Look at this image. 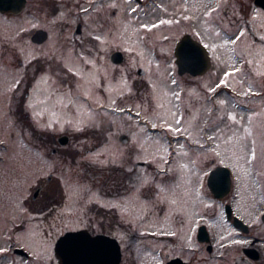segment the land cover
<instances>
[{
  "label": "flooded vegetation",
  "instance_id": "obj_1",
  "mask_svg": "<svg viewBox=\"0 0 264 264\" xmlns=\"http://www.w3.org/2000/svg\"><path fill=\"white\" fill-rule=\"evenodd\" d=\"M134 1L140 6L148 5L151 1L158 2ZM1 3L7 6L0 8V140L4 141V144H0V247L8 251L0 254V264H63L56 252V244L66 233L78 231L92 237H102L101 245L98 244V264H102L100 261H104L105 257H108L109 264H264L263 154L257 156L251 166L252 172L247 174L253 184L256 183V188L252 189L255 196L251 197L257 199L251 202V197L238 187L239 182L244 184L242 181L246 175L240 171L243 170L242 165L248 168L243 160L235 167L231 162L221 163L223 157H217L211 151L215 148L213 143L207 142L201 147L195 135L192 137L195 140H189V131L195 130L190 126L184 127L188 133H172L167 131L166 126L157 125L158 129L153 128L139 119L142 116L140 111L121 107L120 99L126 90L124 88L128 86L131 97L147 90L152 84L147 75L152 73L156 77L159 66L150 62L148 57L144 58L143 65L133 66L126 49L119 45H109L110 40L106 39V34L112 33L108 28L111 26L110 19L119 15V8L111 7L110 0H1ZM256 7L264 10L263 7ZM244 21L245 26L241 31L247 33L246 37L253 42L252 55L249 50H244L241 42L236 45L227 44V48L235 49L241 57L237 65L241 71L236 75L244 73L248 81L260 89V95L247 96L252 99L264 95V77L255 76V67L248 64L252 60L257 62L258 67L264 68V51L256 49V46L264 45V41L260 40L264 33L249 28L248 18H244ZM190 34L193 39H197ZM222 34L224 38L231 39L239 31ZM96 36L101 39L97 40ZM147 37L150 39V35L147 34ZM57 53L61 54V59H58ZM208 53L211 59L209 50ZM159 54L158 48H155L153 55L158 57ZM114 56L116 60H113ZM147 65L153 70L147 71ZM214 67L211 59L208 71L195 76L189 72L180 74L177 62L172 66L179 78L185 74L196 78L211 72ZM70 68L75 69L81 79L68 71ZM231 70L232 66H226L225 71ZM45 73L51 77L49 83H38ZM16 80L20 83L13 87ZM228 80V87L211 92L210 99L225 94L231 103L233 99L245 102L246 96L238 95L232 85V78ZM153 88H157L155 82ZM199 89L197 87L193 90L196 96L199 95ZM57 96L75 101L88 112L98 107L109 111L116 118L126 114L136 121L138 118L144 132L150 136H153L152 133L160 134L165 138L166 148L170 152L169 157H164L167 163H163L161 177L146 172L137 174L139 166L150 168L151 165L148 160H137L132 172L114 164L101 178L89 175L84 179L93 180L98 186L96 189L95 186L91 188V193L96 192L98 200L84 201L79 196L80 190L73 193L63 189L64 175L59 176L55 170L45 178L41 176L26 191L23 182L26 149L43 156H47L46 152L49 151L53 156L49 157L50 163L55 159L60 162V157L74 160L72 151L75 154L81 151L77 144L70 141L79 138L78 135L66 136L51 130H41L38 128L41 124L35 126L30 110L25 108L29 101L33 102L36 111L45 113L44 123L52 122L56 115L53 116L55 104L52 105L51 101ZM14 104L20 106L21 119L17 115L18 109L14 110ZM219 106L213 102L214 110ZM25 115L29 116L27 121L32 131L38 132L37 136H33L34 139L26 134L30 131L26 130L24 124ZM10 116L18 117H14L17 123L13 122L11 133ZM107 120L106 126L103 122L99 130L85 135L97 139L91 144H85L83 148L89 149L91 146L99 149L107 140L109 131L113 132L117 128L121 132L119 124L109 118ZM184 120L183 117L182 125ZM58 127L62 128L60 125ZM51 128L56 129L55 126ZM117 138L123 143L130 142V136L126 133L119 134ZM175 140H179V145L184 148L173 145ZM139 142L135 140L133 143ZM262 143L257 147L261 153L264 149ZM85 151L82 156L89 153ZM175 154L182 156H179L176 165L192 166L190 171L180 168L184 172H178L180 182L190 181V176H193V182L188 187L184 185L180 191L172 188L175 177L168 170L169 165L175 163ZM214 171L217 176L212 182L217 191L212 189L209 182ZM137 175L151 181L148 188L138 191L133 188ZM168 179L174 181L169 182ZM158 181H162L165 187V192L160 195H157ZM227 181L228 188L225 189ZM130 193L138 197L128 203L130 215L111 206ZM202 229L208 238L204 241L200 239L199 231ZM47 232L49 235H46ZM148 232H171L174 235L141 234ZM236 240L242 243H233Z\"/></svg>",
  "mask_w": 264,
  "mask_h": 264
},
{
  "label": "rangeland",
  "instance_id": "obj_2",
  "mask_svg": "<svg viewBox=\"0 0 264 264\" xmlns=\"http://www.w3.org/2000/svg\"><path fill=\"white\" fill-rule=\"evenodd\" d=\"M110 3L111 5L113 3L116 4V7L119 8V15L110 19L111 26L109 25L110 27L108 28H110L112 33L110 35L108 33L106 34V39L110 40L109 45H119L120 48L126 49L131 57L130 64L133 66L143 65V60L144 58L147 59V57L150 62L153 64L156 63V65L159 66L156 69L158 73L156 77H154L152 73L147 75V79L149 78L152 83L147 90L138 92L137 96L131 97V90H129L128 86L124 88L126 92L124 91V95H122L120 99L122 108L140 111L139 113L142 116L139 119L146 121L145 124L149 123L151 126L156 124L160 127L171 124L173 127H180L182 129L190 126L195 130L189 131V140H195L192 138L195 135L200 145H204V143L207 142L213 143L215 148L216 145H219L220 147L216 148L217 151L223 152L225 149L224 137L230 136L232 132H235L237 136L245 137L243 142L254 147L257 156L261 154L264 156V149L262 153L257 149V147H260L259 143L262 141L264 142V95L252 97V99L246 96L245 102L233 99L231 103L227 100L225 94H221V96L215 95L213 100L210 99L211 92L209 91V89L214 87L223 77L226 66L235 65L237 67L239 61H241V57L235 49L230 48L229 50V48H227L228 46L224 45V40L226 38H224L222 33L230 34L235 33V31L240 32L245 26L244 18L250 20L249 28L251 27L253 30L257 29L264 33V10L254 6V0H158V2L151 1L150 4L143 6H140L134 0H131L130 3L126 2V0H110ZM132 8H137V11L131 12ZM211 9L216 10L211 11ZM242 14H244L243 17H241ZM186 16L189 18L185 19L184 17ZM160 20H172L174 23L160 24L158 28L152 29L151 32L145 31L141 27L142 24H159ZM113 21L114 24L112 23ZM186 32H188L187 34L192 33L200 40V43L215 45V50H213L212 47L207 48L210 51L212 56L211 59L215 65L211 72L197 76L196 78L193 75L187 74L179 78L177 72L173 71L174 68H172V66L176 65L175 49L180 42L179 40ZM217 32L220 33L219 36L216 35ZM147 34L150 35V39L147 37ZM246 36L247 33L241 43L244 44V50H249V53L252 55L253 42ZM155 48H158L160 52L158 57L153 55ZM256 49L264 51V45L256 46ZM57 57L61 59V54L57 53ZM262 59L264 63L263 54ZM64 63L70 67L66 61H64ZM256 63L257 62L253 63V67H258ZM150 68L151 66L149 67L147 65L145 69L147 71L153 70ZM249 68L251 69V67ZM70 69L76 72L75 69ZM76 76L78 79H81V75L78 73ZM231 78L232 85L236 88L235 90L238 93H242L249 87L258 92L260 91L259 87L258 89L255 88L256 86L252 81H248L244 73ZM173 80H175V84L172 83ZM153 82L157 84L156 90L153 88ZM197 87H200V89L199 95L196 96L193 90ZM174 93H179V99L176 98ZM99 100L102 99L100 98ZM219 100H224L225 104L220 105L214 110L213 102L215 101L219 104ZM93 103L96 105L98 104V102L94 101ZM51 104H55L53 116H56L52 118V126H55L56 129L41 127L34 120L35 126H39L38 128H41V130L45 129L48 130V132L51 130L57 134H65L66 136H71L72 134L78 135L79 138L69 139L77 144L81 151H79V154H75V152L72 151V155L75 158L74 160L61 159L60 157V162H57L55 159V161L50 163L49 157L51 154H49V151L46 152L47 156H43L34 154L33 151L30 152L26 149L25 174L23 178L26 191L30 188V185L36 183V180L41 176L44 175L43 177L45 178V176L55 170V173L59 176L64 175L62 180L63 189L71 192L73 191V193L80 190L79 193L81 194H79V196L84 201L93 199L98 200L96 192L91 193V188L95 186L96 189L98 186L93 180L84 179H87L89 175L93 178H101V176L106 175L108 170H110L109 168L114 166V164L126 167L127 170L130 168L133 169L137 160H148L151 164L150 168L139 166L136 171L137 174L146 172L153 174V176L157 174L161 177L160 172L161 168L164 166V162L160 158L170 156L168 150L166 152L164 151L166 147L165 138H162V136L157 133H152L153 136H150L149 133L144 132L143 127L140 126L142 123L138 121V118L136 121L135 118L127 114L116 118L112 116L109 111L100 110L98 107L88 112L86 108L76 104L75 101L73 102V100L60 96L52 99ZM39 107L42 108L41 105ZM15 108L18 109L19 113H17V115L19 119H21L22 111H20V106L17 104L16 107V104H14V110H16ZM25 108L28 109L27 107ZM228 112L236 114L238 118L241 116L245 117V119L239 124H232V122L228 121L226 118ZM41 113L42 115L38 117L39 124H46L44 123L45 113ZM253 113L257 115L254 116L251 125H249L246 118ZM107 115L109 117H107ZM182 116L185 118L183 125L181 121L183 118ZM14 117L18 118L17 116ZM30 117L32 118V116ZM89 117H91V119ZM13 118L11 117L9 120L10 133L11 130H13V122L17 123V119L14 118L13 120ZM108 118L114 120L122 127L121 132L118 131L117 128L113 132L109 131L106 136L107 140L104 141V144H102L99 149H94V147L92 148L91 146L88 147L89 149L83 148L85 144H91L97 139L86 137L85 135L91 131L95 132L99 130L103 122L104 126H106ZM28 119L29 116L27 117V115H25L24 124L26 130L30 131L26 132V134L28 133L31 139H34L33 136H37L38 132L32 131L30 123L27 121ZM176 119H180L181 123L179 125L175 124ZM19 121L23 122L22 120ZM58 125L62 126V128L58 129ZM225 125H229L231 131L229 128H226ZM249 127L252 132V136L250 137H248L244 131L245 128ZM218 128L223 130L221 139L215 141L208 140L207 137L209 135H214ZM122 133H126L130 136V142L123 143L117 138L119 134ZM98 139L100 138L98 137ZM135 140H140V142L134 144L133 142ZM144 141H146V143L142 144ZM252 141H255V143H252ZM174 143L173 145L176 146L179 145L180 141L175 140ZM140 145H143V149H141ZM262 147L264 148V143H262ZM85 150L89 153H84L85 156H82ZM246 151L247 148L244 149V152ZM235 152L236 155L243 154L238 147L235 149ZM228 155L232 156V161L227 159L224 161L233 163L236 159V155H233V146L231 145L228 146ZM173 156H175V163L169 165L168 168L171 169V171H169L170 175L175 177V185H172V188L180 191L184 189V185L188 187V184L193 182V176H190V181L185 180L180 182L181 177L180 174L178 175V172H184V170L180 168H186V170L189 169L190 171L192 166L191 164L187 167H184L185 165L182 164L176 165V161H178L181 155L175 154ZM179 162H182V160H179ZM241 162L242 160L240 163ZM54 163L56 164L54 165ZM241 169L243 170L240 171L246 174L248 168L242 165ZM251 172H247V174ZM247 174L244 176V179L242 178L244 184L239 182L238 187H241V190L249 197L255 196L252 189L256 188V183L254 182L255 184H253ZM141 177L144 178L142 175ZM137 178L138 175L136 176V179ZM176 178L178 180H176ZM144 179L147 180L146 178ZM168 181H174V179H168ZM150 182L151 181H148V185L146 184L140 187L136 180L137 189L148 188ZM153 183L155 184L156 182L153 181ZM157 185L164 187L162 181L157 182L156 188ZM74 199H76V197ZM249 199L252 202V200L254 201L257 198L251 197ZM46 235H49V233L47 232Z\"/></svg>",
  "mask_w": 264,
  "mask_h": 264
},
{
  "label": "snow or ice",
  "instance_id": "obj_3",
  "mask_svg": "<svg viewBox=\"0 0 264 264\" xmlns=\"http://www.w3.org/2000/svg\"><path fill=\"white\" fill-rule=\"evenodd\" d=\"M126 2H131V0H126ZM111 7L115 8L116 7V4L113 3L111 5ZM216 9H211V11H215ZM83 11L87 12L88 9H83ZM137 11V8H132L131 9V12H136ZM185 19H188L189 17H184ZM55 21H53L54 23ZM174 23V21L172 20H160L159 21V24H156V23H153L151 25L149 24H142L141 27L145 30V31H148V32H151L152 29L154 28H158L160 24H172ZM35 27V25H34ZM217 36L220 35L219 32L216 33ZM245 36V32L244 31H240L239 34L235 35L234 38H231V39H225L224 40V45H227V44H232V45H236L238 42H241L242 41V38ZM97 40H100L101 37L100 36H96L95 37ZM260 40L264 41V36H261L260 37ZM223 46V45H221ZM204 48H209V47H212L213 50H215V45H209V44H204L203 45ZM31 61L29 60V63ZM254 62L252 60H249L248 61V64L249 65H252ZM23 66V65H21ZM68 71H72V74L73 75H77V72L73 71L72 69H68ZM241 71V68L240 67H236L235 65L232 66V70L231 71H225L224 74H223V77L219 80L218 83H216V85L212 88L209 89L210 92H213L215 93L217 91V89H220L222 87H228V84H229V80L228 78L229 77H234L236 76L237 73H239ZM253 72L255 74V76L257 77H264V68H260V67H255L253 68ZM51 77L45 73L43 76L40 77V80L38 81V83H43L45 85H47L50 81ZM20 83L19 80H16L13 84V87L15 86H18ZM173 84H175V80L172 81ZM174 95L176 96L177 99H179V93H174ZM238 95H243V96H250V95H260L259 92L257 91H254L251 87L247 88L245 91H243L242 93H238ZM41 103H43V101H41ZM114 103V101H113ZM218 103L220 105H223L225 104V101L224 100H219ZM66 106V105H65ZM26 107L30 110V115L32 116L33 120H36L37 123H39L38 121V117L42 115L41 112L39 111H36V105L29 101L26 105ZM137 115H139V113H137ZM257 115L255 113H253L252 115H249L246 119H247V122L249 125H251V122L254 118V116ZM91 119V117H89ZM227 120L228 121H231L232 124H239L242 120L245 119V117H239L236 115V114H233L232 112H228L227 113ZM181 123L180 119H176L175 120V124L176 125H179ZM41 127H44V128H51L52 127V122L49 121L48 123L46 124H42L40 125ZM167 130L169 132H172V133H182V132H186L187 130L186 129H182L180 127H173L171 124H166L165 125ZM153 128H156L157 125L156 124H153L152 125ZM226 128H229V130L231 131V127L229 125H225ZM78 130H82V129H78ZM245 133L247 134L248 137L252 136V132H251V129L250 127L249 128H245ZM222 133H223V130L222 129H217L215 131V134L214 135H209L207 137L208 140H219L221 139V136H222ZM245 140V137L243 136H237L235 132H232V135L230 136H227V137H224V144H225V149L222 151H217L216 148H219L220 146L219 145H216V148L212 149L211 151H213L214 155L217 156V157H223V159H221V163L224 162L225 159L229 160V161H232V156H229L228 155V146L231 145L233 146V155H236V152H235V149L238 147L241 151V153H243L242 155H236V159L235 161H233V166H237L239 164V162L241 160H243L245 162L246 165H248V169H247V172H251V166L253 164L254 161L257 160V154H256V149L254 147H251L250 144H246L244 143L243 141ZM252 143H255V141H252ZM0 144H4V141L3 140H0ZM141 149H143V145H140ZM179 147L181 149L184 148L183 145H179ZM201 147H203V145H201ZM247 148V151L244 152V149ZM164 151L166 152L167 151V148L165 147L164 148ZM184 155H187L186 152L183 153ZM160 159L164 160V163H167V160L164 159V157H161ZM194 164V162H193ZM184 167H187V165H185ZM169 171H171V169L169 168L168 169ZM127 171L129 172H132L133 169H128ZM161 171H164L163 168H161ZM246 172V174H247ZM207 174V173H206ZM137 181H138V184L140 187H143L144 185H146L148 183L147 180H145L143 177H138L137 178ZM133 188H137V185H133ZM157 195H160L162 193L165 192V188L160 186V185H157ZM138 191V189H137ZM134 198H138L136 197L135 193H130L127 197L123 198L122 200L120 201H117V202H114L112 203V207H115V208H118L122 213H126V214H131L130 212V209L128 207V203L130 200L134 199ZM142 235H157V234H168V235H174V233H157V232H148V233H141ZM233 243H242V241H239V240H236V241H233ZM8 249L6 248H3V247H0V254H3L5 252H7ZM153 258L155 259V256H153Z\"/></svg>",
  "mask_w": 264,
  "mask_h": 264
},
{
  "label": "water",
  "instance_id": "obj_4",
  "mask_svg": "<svg viewBox=\"0 0 264 264\" xmlns=\"http://www.w3.org/2000/svg\"><path fill=\"white\" fill-rule=\"evenodd\" d=\"M256 6L264 8V0H254ZM6 3H1L0 8L4 9ZM176 50V62L179 67V73L184 74L189 72L193 75L204 74L211 66V59L208 50L203 47V44L198 40L193 39L190 34H186L180 40ZM115 59V56L113 57ZM217 176L214 171L209 178L212 189L217 191L212 180ZM218 179V178H217ZM216 179V180H217ZM224 188H228V181ZM200 232V239L207 240V234L203 229ZM102 238V237H101ZM99 236L92 237L84 232H69L59 238L56 244V252L63 264H98L97 259L100 258L98 244L101 245ZM102 264H109L108 257H105Z\"/></svg>",
  "mask_w": 264,
  "mask_h": 264
}]
</instances>
